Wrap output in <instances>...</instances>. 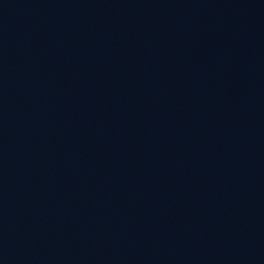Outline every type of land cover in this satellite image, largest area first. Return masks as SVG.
<instances>
[{
	"label": "water",
	"instance_id": "obj_1",
	"mask_svg": "<svg viewBox=\"0 0 264 264\" xmlns=\"http://www.w3.org/2000/svg\"><path fill=\"white\" fill-rule=\"evenodd\" d=\"M0 264H264V0H0Z\"/></svg>",
	"mask_w": 264,
	"mask_h": 264
}]
</instances>
